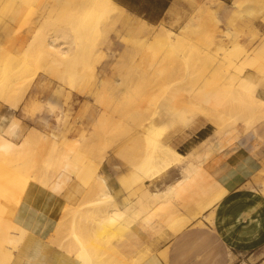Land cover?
I'll use <instances>...</instances> for the list:
<instances>
[{"label": "bare ground", "instance_id": "1", "mask_svg": "<svg viewBox=\"0 0 264 264\" xmlns=\"http://www.w3.org/2000/svg\"><path fill=\"white\" fill-rule=\"evenodd\" d=\"M236 2L239 1L234 0L233 4ZM19 9H21V5L18 3L12 7L11 11L16 13ZM69 9H76L85 16L83 20L94 25L95 30L101 32L102 29L106 31L110 29L114 20H120L126 14L123 7L114 0H54L53 3H50L49 0H37L30 14L33 21H39L46 10L58 13L66 12ZM6 20L8 23L12 22L13 15L7 16ZM123 25L125 29L130 31L135 44L143 43L149 37H152L153 39H151L155 42L177 39L173 32L165 29L162 25L155 27L144 19L135 22L125 20ZM82 26L83 22L80 20L77 29H67L60 26L41 30L31 24L20 29L14 35L12 34L15 28L8 31L4 30L0 33V65L6 63V58L12 56H19L18 59H21V48L18 46L22 44L27 35L28 42L24 46L30 45L32 48L28 58L18 62L16 72L26 64L31 67L36 66L35 69L39 68L42 73L57 82L46 101L49 109L52 110L51 107L60 103L59 95L64 86H68L70 91L76 90L85 93L84 85L80 84L81 76L78 79L80 83L75 80L78 77L79 65L81 66L80 61L76 58L80 55L82 57L84 52L77 43L78 32ZM21 32L23 35L20 34ZM67 38H69L68 41ZM103 38L106 40L107 35L103 34ZM234 47L239 48L236 44ZM124 52H129L128 45L125 46ZM118 60H102L101 71L105 72L109 64L115 63V66L119 63ZM135 60L138 62L135 61V64L138 66L141 64L137 68L141 70V78L156 72V69L152 67H145L143 59ZM111 65H109L110 68ZM229 66V60L221 62L219 59H209L186 84L178 86L172 84L163 90H151L150 86L146 87L142 84L143 78H139L141 81L136 79L138 77L135 69L136 74L134 70L133 74L136 76H133L136 78L132 80L131 75L128 74L132 72L131 69L126 74V76L129 75V78L131 77L128 78L130 81L127 80V82L132 81L134 84L135 81L136 85L131 84V88L128 86L129 83L127 84L125 81L126 88L130 91L123 92L122 90L125 88L122 89V84L125 85V83L120 76H112L115 84L112 86L113 90H108L105 80L110 79L111 81L112 77L102 79L97 75L94 67L88 68L87 63V69L84 67L89 70H83V72L80 68L81 72L78 73L81 75L83 72L95 82V102L102 109H99L100 112L97 116L89 117L90 125L87 131L83 130L77 136L61 134L60 131L61 135L58 136V133L53 130L45 135L30 127L21 140L15 142L12 139V134L16 131L19 118L11 115L0 131V181L1 183L7 181L9 170L18 162H20L23 179L12 178V182L18 183L16 188L19 189H17L16 195L8 196L7 190L0 187V264H66L68 255H72L75 264H139L142 252L141 250L139 252L138 235L136 231L131 229L132 224L141 221L150 228L158 230L161 224L152 222L157 221L160 217L163 226L175 233L184 226L189 218L217 201L225 193L226 188L221 186L206 171L203 165L205 159L212 152H217L232 142L239 143L246 151L255 155V149L252 148V150L248 144H244L241 140L254 137L257 141L264 142V100H258V105L252 107L250 115L255 113L254 116L256 117L254 121L250 120L252 122L243 121L245 118L241 120L236 107H230L228 112L222 110L224 106L236 101L240 102L242 99L240 95L246 90L243 89L246 85L254 86L246 77H239L233 81ZM133 67L135 66L132 65L131 68ZM114 68L116 69V67ZM11 69L13 70V68ZM5 70H7L6 67ZM174 71H180L183 78L189 74V71L185 69H168V72L174 73ZM110 74L108 73V75ZM151 77L156 79L158 76L152 75ZM29 82L30 80L16 92L14 85L8 87L2 86L0 83V100L8 106L10 105V109H16L24 98ZM138 82L142 86L138 85ZM13 83L16 84L17 80ZM115 111L118 112V119L123 115L121 112L128 111V117L134 122V134L132 136H134V142L137 145L123 146L109 151V154L122 152L121 157L126 159V165L129 168L128 173L119 176L120 185L133 187V190H137L139 193L136 199L128 204L113 199L106 177L94 172L101 159L99 158L98 162L94 164L86 156V151L91 149V140L93 141L94 137L104 138L107 132L116 126L117 123L114 120L116 114H113ZM197 115L203 116L218 126L202 138L196 147L183 155L167 141L172 137L175 130L183 125L182 122H189ZM39 137H42L44 141L47 139L46 142L49 140L50 149L52 151L57 150L59 156L66 158L51 172L47 171L48 160L39 156H21L20 154L28 150H35V148L37 150V147L32 146L31 143L38 144L37 139ZM42 142L40 147L45 148ZM39 149L38 151L35 150L36 154L39 153ZM40 151L42 152V150ZM173 165H177L178 177L168 183L162 192L142 190L144 182L153 180ZM69 171H75L79 181L78 188L85 185L83 187L86 188V192L76 206L67 201L64 211L69 208L76 213L85 207L91 208L89 205H101V214L94 219L92 224L87 223L83 228L72 223L68 226L69 234L67 236H59L63 227L62 222L56 223V220L51 233L44 238L41 236L42 233H39L37 222L31 227V218L21 216L19 208L22 200H26L27 188L30 184L38 183L46 186L48 190L50 188V191L58 193L69 178ZM263 171L264 160L257 172L252 173V184L264 197ZM88 180L91 181L90 185L86 184ZM144 200L146 202H143ZM177 201L183 210L173 212L170 207ZM82 204L85 206H81ZM75 207L77 208L75 209ZM93 209L95 211V207ZM64 211L59 218L64 214ZM189 211H191L189 216L185 218L184 213H189ZM39 216L43 217L41 213ZM98 222L105 223L106 226L111 225L107 232L103 236L101 235L103 243L100 248L94 246L93 243L88 244L89 242L85 238L86 234H89ZM136 251L139 254L132 256V252L136 253Z\"/></svg>", "mask_w": 264, "mask_h": 264}, {"label": "rangeland", "instance_id": "2", "mask_svg": "<svg viewBox=\"0 0 264 264\" xmlns=\"http://www.w3.org/2000/svg\"><path fill=\"white\" fill-rule=\"evenodd\" d=\"M0 1V33L4 30L8 31L15 28V31L12 34L14 35L17 34L20 29L26 28L31 24L41 30L43 28L50 29L60 26L66 27L67 29H77L78 22L81 20L83 22V26L80 32H78L77 43L84 50V52L82 53V57L80 55L76 58L81 64V66L79 65V69L77 67L76 68L80 72L81 69L82 71H88L89 69L86 70V64L88 63V68L94 67L97 75L102 79L111 78L112 76H120L125 83V85L122 84V89L125 88L122 90L123 92L130 91L126 88L127 80L131 77L132 80H135L136 77L134 76H136V73L138 77L136 79H139L142 76V74H140L141 70L137 69L141 64L139 66L138 64H135L137 62L135 59H143V65L145 67H152L156 69V72L152 74L149 73V75L142 77L143 79L141 78L143 81L142 84L146 85V87L150 86L151 90H163L165 87L171 86L172 84L177 86L186 84L197 74L198 69L209 61V59H219L221 62L225 60L230 61L229 67H231L230 73H232L233 81H236L239 77H246L254 85L253 87H250L251 85H246L243 88L246 90H244V92L240 95L242 97L240 102L236 101L232 104L224 106L222 109L224 112H228L230 107H236L240 113L241 120L245 118L246 120L244 119L243 121L248 122L251 119L254 121L256 119L254 116L255 113L250 115L252 107L258 105V100H264V0H238L240 3L236 2L237 4H233L234 0H221L223 5L229 6L227 7L228 10L226 15H221L216 12L218 3L216 0H172L174 5L167 11L166 16L155 22L149 20H147V22L149 21V23L153 24L155 27L162 25L165 29L173 32L174 35L177 36V39H165L163 41L155 42L152 40V37H149L143 43L138 44L133 42L130 31L124 28L123 22L125 20L135 22L143 19V17L139 15H136L138 16L136 17L125 14L120 20H114L110 29L107 31L102 29L101 32L96 31L94 25H91L86 20H83L85 19V16L81 15L76 9H69L66 12L58 13H52V11L46 10L39 18V21H33L30 12L37 0ZM49 2L53 3L54 0H49ZM18 3L21 5V9H19L16 13H12V7H15ZM94 14H92V16H94ZM12 15L13 20L8 23L6 18L7 16L11 17ZM103 34L107 35L106 40L103 38ZM68 39L69 38L66 40L68 41ZM23 43L24 42H22V44ZM234 44L238 45L239 48L234 47ZM126 45H128L130 53L124 52ZM131 47L132 49H130ZM31 48L32 47L30 45L27 47H21L20 58L22 61L28 58L27 56H29ZM12 58H14V60H12ZM18 58L19 56L6 58V63L0 65V77H4L0 78V83L2 86L8 87L14 85L16 87L14 91L16 92L19 88L25 85L28 80H30V82L26 93L24 94V98L16 109H10V105L8 106V104H5L0 100V131H2L11 115H15L19 118L16 131L12 134V139L15 142L21 140L22 136L30 129V127L36 129V131L40 134L45 135L48 134L49 131L53 130L58 133V136L61 134L77 136L81 131H87V128L90 125L89 117L97 116L100 112L99 109H102L101 106H98L95 102V82L88 78L87 75H84V71L81 75H79L80 72L77 71L78 77H76L75 80L76 82H81L80 84L84 85L85 93L83 94L77 92L76 90L70 91L68 86H64L59 95L60 103L55 107H51L52 110H50V107L46 102V90H44V92H42L41 89H38V92L34 91L37 79H39L42 74H45L42 73L39 68L35 69L36 66L31 67L27 64L26 66L21 67L22 70L19 68L16 72L18 62L21 60ZM104 59H119V63L116 64L117 66H114L115 63H113V65L109 64L112 66L111 68L107 65L108 68L106 71L102 72L100 66L103 63H101V61ZM132 65L136 68H131ZM5 67L7 70H5ZM114 67H116V69ZM11 68H13V70ZM169 68H173L174 70L185 69L189 71V74L183 78V76L180 75V71H174V73L168 72ZM131 69L132 72L128 73L131 75L129 78V75L126 76V74ZM134 69L136 70V73ZM133 70L135 74H133ZM8 72L9 74H7ZM108 73L111 74L108 75ZM166 73L169 74L166 75ZM11 74L12 76H10ZM105 74L106 76H104ZM152 75H156L158 77L156 79H152ZM79 76H81L82 80H80V82L78 80L80 79ZM112 79L113 77L111 78V81L110 79H108V81L105 80L107 82L108 90H113L112 86L115 82ZM141 79H139V81H141ZM16 80L17 83L14 84L13 82ZM6 81L8 82L6 83ZM167 81L169 82L167 83ZM45 82L46 89L51 88L53 84H57L55 80L49 78L48 76ZM131 84L134 86V84L136 85V82L134 81L133 84L131 81L128 86ZM142 84L139 83L138 85L142 86ZM130 87L132 88V86ZM146 87L144 88L146 89ZM32 92H35V104L24 109L23 103ZM121 113H123V115L118 119V112H113V114H116L114 120L117 124L114 128L107 132V135L104 138L99 139L94 137L93 141L91 140V149L86 151V156L90 162L94 164L98 162L99 158L101 159L94 172H98L102 161L107 155H110L109 151L117 148L119 149L123 146L137 145L136 142H134V136H132L134 134V122L130 119V117H128V111H123ZM84 118L87 119L86 122ZM182 123L183 125L180 124L181 126L175 130L172 137L167 141L182 154H184L183 152L187 151L194 143L202 140V138L210 134L213 129L218 126L200 115L192 118L189 122L186 121ZM45 140L47 141V139ZM46 141H44L42 137H39V139H37L38 144L33 142L31 143L33 144L32 146L37 147V150L35 148L36 151H38L41 142L44 144L45 148L40 147L39 149V153L41 154H36L34 149L21 152L20 154L21 156H39L42 159L48 160L47 171L51 172L53 169L57 168L59 163L61 164L64 162L66 158L59 156V152L57 150L52 151V149H50V144L48 145L49 140L48 142ZM241 141H243L246 145L248 144V147L251 149H255V156L258 160L253 159L252 161L247 160L246 162H250L249 166H253L250 169L251 171L257 172V170L255 171L254 169L257 167L260 168L264 160V142H259L254 139V137H249L247 140L244 139ZM236 144L239 145V143L236 142L232 144L231 147H234ZM235 148L232 150H235ZM40 150H42V152ZM112 155L123 164L124 170L128 173L129 168L128 165H126V159L123 156L121 157L122 152H117ZM124 156L126 155L124 154ZM19 163L20 162L9 170L7 181H2V183L0 181V187H4L7 190L6 192L8 196L16 195L17 189H19L16 188L18 183L12 182V178L19 177L21 180L23 179ZM252 176L253 175L246 176L249 180L246 181L247 185L248 183L253 182ZM71 178V184H79L75 171H69V178L65 183H67ZM86 184L90 185L91 181L88 180ZM83 186L85 185H81L79 187V191L76 189L73 198H70V202L73 203H71L72 205L76 206L79 204L82 193L84 192ZM121 187L124 191H127L126 194L135 195V199L139 194L137 190H133V187H128L126 185H121ZM62 188L58 193L62 192ZM123 194V191H117L114 193V197L121 199L120 196ZM67 201H69L68 198ZM81 206H85V204H82ZM89 206H91V208L85 207V209H80L76 213H74L72 209H66L64 214L58 218L56 222H62L61 225L63 228L59 232V236H67L69 234L68 226L72 223L75 225L78 224L80 228H83V226H85V224L87 225V223L92 224L94 219L101 214V205ZM94 207L95 211L93 209ZM76 208L77 207H75V209ZM110 226L111 225L106 226L105 223L101 224L99 222L93 226V230L85 236L89 242L88 244L93 243L94 246L100 248L103 243L101 235L103 236ZM260 253L261 258L255 263L251 260L249 264H264V246L260 250Z\"/></svg>", "mask_w": 264, "mask_h": 264}, {"label": "crops", "instance_id": "3", "mask_svg": "<svg viewBox=\"0 0 264 264\" xmlns=\"http://www.w3.org/2000/svg\"><path fill=\"white\" fill-rule=\"evenodd\" d=\"M114 1L123 7L127 15H139L146 21L154 22L166 16L169 8L174 5L172 0ZM216 1H218L216 12L226 15L229 6L223 5L221 0ZM144 5L150 13L156 12L154 18L144 9H140ZM23 32L20 34L23 35ZM23 42V44H19V48L28 42L27 35ZM45 80H47V76L42 74L36 81L34 91L38 92V89H41L44 92L46 90L47 101L56 84L46 89ZM34 99L35 92H32L23 103V108L34 105ZM86 121L87 119H85ZM200 141L183 152V155L196 147ZM234 143L236 142L224 146L217 152H212L203 163L206 171L226 188L225 193L217 201L189 218L184 226L175 233L163 226L160 217L157 221L152 222L161 224L158 230L150 228L141 221L132 224L131 229L138 235L139 252L140 250L142 252L139 264H249L251 260L255 263L261 258L260 250L264 246V197L252 182L246 184L248 180L246 176L254 173L250 170L253 166H249L250 162L246 161L258 160V158L246 151L240 144L231 147ZM234 148L235 150H232ZM258 168L254 170L256 171ZM98 173L106 177L113 199L124 201L127 204L135 200V195L126 194L127 191H124L119 184V176L126 174V171L123 164L112 154L107 155L102 161ZM177 177V165H173L153 180L144 182L142 190L162 192L164 187ZM72 178L65 183L61 193L52 190L51 192L50 188L48 190L46 186L38 183L30 184L27 188L26 200H22L19 214L24 218H31V227L37 222L39 233L41 232V236L44 238L51 233L55 221L64 211L67 198L70 202L76 188L78 191L80 190L78 183L71 184ZM117 191H123L121 199L114 197V193ZM85 192L86 188L84 187L80 200L84 197ZM23 207L24 209H22ZM170 209L173 212L183 210L178 201ZM190 212L184 213L185 218L189 216ZM40 213L43 217L39 216ZM139 252H132L131 255L136 256ZM72 258V255H68L66 264H75Z\"/></svg>", "mask_w": 264, "mask_h": 264}, {"label": "trees", "instance_id": "4", "mask_svg": "<svg viewBox=\"0 0 264 264\" xmlns=\"http://www.w3.org/2000/svg\"><path fill=\"white\" fill-rule=\"evenodd\" d=\"M163 6V5H162ZM140 9H144L146 12L150 13L149 10L147 9L146 5L140 7ZM156 12H151L150 15H152V18H154ZM151 20V19H150Z\"/></svg>", "mask_w": 264, "mask_h": 264}]
</instances>
